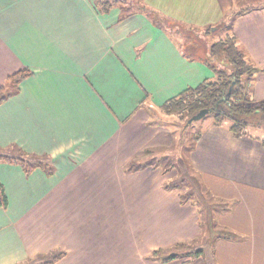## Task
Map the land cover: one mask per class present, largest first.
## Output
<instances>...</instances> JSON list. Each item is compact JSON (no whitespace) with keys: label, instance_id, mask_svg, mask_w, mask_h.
<instances>
[{"label":"crops","instance_id":"obj_1","mask_svg":"<svg viewBox=\"0 0 264 264\" xmlns=\"http://www.w3.org/2000/svg\"><path fill=\"white\" fill-rule=\"evenodd\" d=\"M163 1L104 12L96 0H0V85L31 72L0 104V153L50 168L0 161V264L59 253L53 264H264L262 135L210 123L189 153L205 188L234 201L215 219L229 238L201 241L195 207L164 187L175 174L146 159L172 143L152 115L213 76L197 47L230 9L229 28L261 71L251 96L264 101V0H216L210 20V0ZM156 250L183 256L149 261Z\"/></svg>","mask_w":264,"mask_h":264},{"label":"trees","instance_id":"obj_2","mask_svg":"<svg viewBox=\"0 0 264 264\" xmlns=\"http://www.w3.org/2000/svg\"><path fill=\"white\" fill-rule=\"evenodd\" d=\"M119 2H125L126 6L131 9L138 6L142 9L145 8L139 0H96L95 5L105 12ZM219 26L225 27L228 30L224 37L215 39L211 43L200 44L197 47V49H200V53L198 52V54H201L198 57L210 67L213 76L196 87L188 88L174 98H171L160 107V111L165 117L178 114L184 119L182 126H180L181 135H183L184 130L189 125L185 126L187 120L198 111L208 109L213 117L211 123L213 126H226L235 137L247 136L256 139H259V137L251 134L247 127L262 130L261 142L264 145V101L255 102L251 96L250 88H248V81L259 71V68L252 61L245 49L239 45L236 36L230 28L226 27L225 24H220ZM211 31V28L206 29V34H213L214 32L212 33ZM30 74L31 72L28 69H22L8 76L6 82L0 85V104L15 94L19 83L29 77ZM152 116L156 119L153 123L157 122V125L167 127V125L163 124L162 118L160 120L156 114ZM199 136L200 133L195 136L194 144L189 148L190 152L194 149ZM147 153H149L148 150L145 154ZM0 161L18 163L26 172L36 166H40L46 172L50 171L47 165L31 161L24 153H17L15 155L0 153ZM164 161L166 162L165 165L154 161L151 162H153V166H160L164 171L175 167L172 161L168 162L167 157ZM188 161L194 177H190L189 181V178L183 172L184 175L180 176L176 181L171 183L165 182V189H177L179 185H186V187H181L184 196H181L180 193V201L181 203L190 202L197 210L201 233L203 232V225H206V232H211L215 238H229L230 233L217 232L218 230L215 229V219L218 214L225 212L230 207V204L225 202L214 203L212 200H207L208 198L212 199L213 196L205 188L200 174L194 169L190 158ZM132 164L134 165V162ZM0 207H7V196L1 184ZM177 245L184 246L181 243ZM200 252L196 251L186 255L195 257ZM61 256L62 253L56 254L51 259L43 261L40 264H53ZM181 256L183 255L172 254L164 256L160 250H156L151 254L153 260L163 262Z\"/></svg>","mask_w":264,"mask_h":264},{"label":"rangeland","instance_id":"obj_3","mask_svg":"<svg viewBox=\"0 0 264 264\" xmlns=\"http://www.w3.org/2000/svg\"><path fill=\"white\" fill-rule=\"evenodd\" d=\"M142 1L143 0H139L141 5L143 4ZM160 1H163V0H160ZM234 1L236 2L235 7L237 9H239V7H240L239 5L243 6V3L240 0H232V4H233ZM258 1H260V0H245L244 3L254 4V3H257ZM210 2H211V6H212L211 8L214 11H213L211 16H208L206 18V20L217 19V15L219 13V11L216 12V10L214 9V6L217 4L218 1L210 0ZM195 4H197V0H195ZM160 5L161 6H166V7H168V6L169 7H174V6H177V5H180V4L178 2H172V0H169L167 3L160 4ZM218 10L221 11V7H219ZM229 11H227L223 15L218 16V19L222 21V22L219 23V25L220 24H225L226 27H230L228 25H230L231 20L235 16H234V13H232L233 10H231L230 12ZM221 16H223V18H221ZM191 19H192V17H191ZM211 29H214V30H212V32H214V33L211 34L210 36H206L205 35L209 39L208 43H211L215 39H219V38L224 37V35L228 31V30H226L225 27L223 28L222 26H218V24L215 25V26H212ZM196 38H198L197 34L195 35V39ZM204 43H205V41L201 40V44H204ZM256 73H261V71H257ZM255 74L251 77V82L252 83H254V81H255V78H256ZM262 77H264V76H262ZM249 87H250V85H249ZM157 116H159L160 120H161V118L163 119V124L167 125L168 128L170 127V129H171L170 137L172 138V143L170 144L169 147L164 148V150L160 151V153L157 155V159H155L150 154H148V157L146 158L147 161L149 159H152L154 162H158V164L162 163L163 165H165L166 162L164 161V159L167 157L168 158V162L172 161V163L175 165V167L172 168L173 170L172 169L166 170L170 174H175V177H173L174 178L173 181H176L177 179H179L180 176L184 175V173H185V176L188 177L189 181H190V177H194L193 176L194 173L191 170V167H190L189 161H188L189 160V156L188 155L190 153L189 148H190L191 145L194 144L195 136L198 133H201L205 129V127H207L210 123H212L213 117H212L211 113H208L205 116H203L202 118H200L198 120H194L193 122H191L186 127V129L184 130V134L183 135H181L180 126H182L184 119H182L178 114L165 117L164 114L161 113V111L160 112L158 111L157 112ZM157 121H159V120H157ZM247 128H248V131L251 134H253V135H263V131L262 130H259V129H256V128L252 129L251 127H247ZM191 174H192V176H190ZM184 180H185V178H184ZM173 181H172V178H171L169 180V183H171ZM182 186L186 187V185H182ZM182 186L179 185L178 189L181 190ZM181 196H184V193L182 192V190H181ZM212 196H213L212 199L208 198L207 200H209V201L212 200L214 203H216V202L221 203L222 202L220 200L221 198H219L217 196H214L213 194H212ZM229 204L233 205L234 201H230ZM206 231H207L206 225H203V232L201 233L202 235L200 237L201 241L203 240L205 235L208 233ZM148 259H149V261L153 260L151 258V255L149 256Z\"/></svg>","mask_w":264,"mask_h":264},{"label":"water","instance_id":"obj_4","mask_svg":"<svg viewBox=\"0 0 264 264\" xmlns=\"http://www.w3.org/2000/svg\"><path fill=\"white\" fill-rule=\"evenodd\" d=\"M209 113L208 109H202L200 111H198L197 113L193 114L186 122L185 126H187L188 124H190L191 122H193L194 120H198L200 118H202L203 116H205L206 114Z\"/></svg>","mask_w":264,"mask_h":264}]
</instances>
